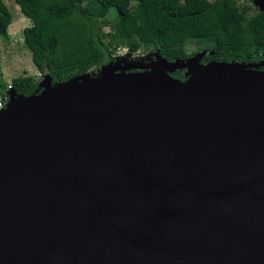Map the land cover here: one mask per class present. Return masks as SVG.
Returning <instances> with one entry per match:
<instances>
[{"label":"water","instance_id":"obj_1","mask_svg":"<svg viewBox=\"0 0 264 264\" xmlns=\"http://www.w3.org/2000/svg\"><path fill=\"white\" fill-rule=\"evenodd\" d=\"M209 53L10 92L0 264H264V58Z\"/></svg>","mask_w":264,"mask_h":264},{"label":"trees","instance_id":"obj_2","mask_svg":"<svg viewBox=\"0 0 264 264\" xmlns=\"http://www.w3.org/2000/svg\"><path fill=\"white\" fill-rule=\"evenodd\" d=\"M33 24L24 29L32 60L51 84H63L114 60L120 48L160 54L169 61L189 58L188 43L206 42L202 63L260 62L264 58V11L251 0H14ZM244 1V3H240ZM111 11L116 14L110 21ZM13 14L0 0V33L7 34ZM109 27L106 32L105 28ZM264 70V66L261 67ZM186 69L170 74L185 80ZM0 71V92L9 88ZM12 90L37 95L29 75L12 79Z\"/></svg>","mask_w":264,"mask_h":264},{"label":"rangeland","instance_id":"obj_3","mask_svg":"<svg viewBox=\"0 0 264 264\" xmlns=\"http://www.w3.org/2000/svg\"><path fill=\"white\" fill-rule=\"evenodd\" d=\"M5 2L13 14V22L8 28L7 34L0 33V71L4 81L7 84H12V79L14 77L29 75L35 77L36 81L42 82L45 80V74L41 73L34 64L32 52L28 48L24 38V29L32 25L33 22L31 19L25 17L19 5L16 4L14 0H5ZM240 3H244V1H240ZM115 16L116 14L114 11H111L107 19L112 21ZM109 30L107 26L105 31L108 32ZM206 47H209V44L206 42L199 43L190 40L188 43V52L192 53L197 51L198 53L207 49ZM129 53L131 52L128 48H120L118 52L113 55L114 60L116 58L126 57ZM151 53L138 51L133 53L130 58L138 59L143 56L148 57Z\"/></svg>","mask_w":264,"mask_h":264},{"label":"built area","instance_id":"obj_4","mask_svg":"<svg viewBox=\"0 0 264 264\" xmlns=\"http://www.w3.org/2000/svg\"><path fill=\"white\" fill-rule=\"evenodd\" d=\"M8 87L9 90L7 91V96H5V93L0 92V110L5 108V106L7 105L8 99L10 97V92L13 89L12 84H9Z\"/></svg>","mask_w":264,"mask_h":264},{"label":"crops","instance_id":"obj_5","mask_svg":"<svg viewBox=\"0 0 264 264\" xmlns=\"http://www.w3.org/2000/svg\"><path fill=\"white\" fill-rule=\"evenodd\" d=\"M20 7V6H19ZM21 9V8H20ZM23 13V12H22ZM25 17H27V16H25ZM28 18V17H27ZM31 26V25H30Z\"/></svg>","mask_w":264,"mask_h":264},{"label":"bare ground","instance_id":"obj_6","mask_svg":"<svg viewBox=\"0 0 264 264\" xmlns=\"http://www.w3.org/2000/svg\"><path fill=\"white\" fill-rule=\"evenodd\" d=\"M13 100H16V98H13Z\"/></svg>","mask_w":264,"mask_h":264},{"label":"clouds","instance_id":"obj_7","mask_svg":"<svg viewBox=\"0 0 264 264\" xmlns=\"http://www.w3.org/2000/svg\"><path fill=\"white\" fill-rule=\"evenodd\" d=\"M7 4V3H6Z\"/></svg>","mask_w":264,"mask_h":264},{"label":"flooded vegetation","instance_id":"obj_8","mask_svg":"<svg viewBox=\"0 0 264 264\" xmlns=\"http://www.w3.org/2000/svg\"><path fill=\"white\" fill-rule=\"evenodd\" d=\"M207 50V49H206Z\"/></svg>","mask_w":264,"mask_h":264}]
</instances>
